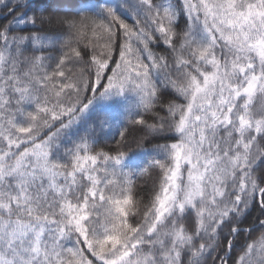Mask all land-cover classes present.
I'll return each mask as SVG.
<instances>
[{
  "label": "snow or ice",
  "instance_id": "snow-or-ice-1",
  "mask_svg": "<svg viewBox=\"0 0 264 264\" xmlns=\"http://www.w3.org/2000/svg\"><path fill=\"white\" fill-rule=\"evenodd\" d=\"M0 17V264H264V0Z\"/></svg>",
  "mask_w": 264,
  "mask_h": 264
},
{
  "label": "trees",
  "instance_id": "trees-1",
  "mask_svg": "<svg viewBox=\"0 0 264 264\" xmlns=\"http://www.w3.org/2000/svg\"><path fill=\"white\" fill-rule=\"evenodd\" d=\"M4 21H3V18L2 17H0V23H3ZM138 183H140L141 185H143V181H140V182H138ZM147 187H151V181H148V184H147ZM141 194H143V193H141Z\"/></svg>",
  "mask_w": 264,
  "mask_h": 264
}]
</instances>
